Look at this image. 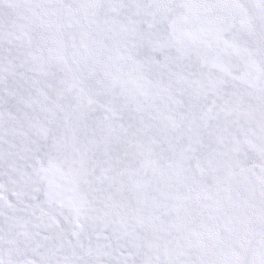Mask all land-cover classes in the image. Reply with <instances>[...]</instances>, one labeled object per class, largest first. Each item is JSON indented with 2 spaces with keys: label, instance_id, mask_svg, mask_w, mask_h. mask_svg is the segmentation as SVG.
<instances>
[{
  "label": "snow or ice",
  "instance_id": "6c2138e0",
  "mask_svg": "<svg viewBox=\"0 0 264 264\" xmlns=\"http://www.w3.org/2000/svg\"><path fill=\"white\" fill-rule=\"evenodd\" d=\"M0 264H264V0H0Z\"/></svg>",
  "mask_w": 264,
  "mask_h": 264
}]
</instances>
